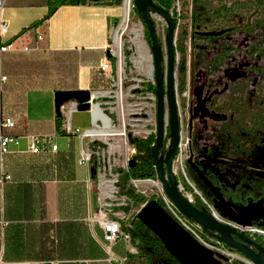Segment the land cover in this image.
<instances>
[{
  "label": "rangeland",
  "instance_id": "rangeland-1",
  "mask_svg": "<svg viewBox=\"0 0 264 264\" xmlns=\"http://www.w3.org/2000/svg\"><path fill=\"white\" fill-rule=\"evenodd\" d=\"M6 1L2 5L3 16L13 20L17 25H22L36 19L40 20L46 14L47 4L52 0H19L24 4L22 7L8 5L10 0ZM201 1H209L207 7L215 9L219 3H229L233 0ZM132 2L133 0L128 27L122 28L124 0H120L117 6L119 11L121 8L122 14L120 11L118 20L110 30L111 35L116 32L121 39L122 79L118 85L115 69L116 64L119 65V59L114 57L111 75L115 84L108 85L105 91L92 92L107 93L94 98L92 104L99 107L109 119L110 125L117 129L123 126L126 135L123 142L119 140L120 138L114 137V140H108L107 144L93 143L99 147V155L94 156L88 169L91 176V191L99 206L103 204L101 197L98 196V181L101 186V176L106 179L104 181L112 182V179L117 177V170H128L130 160L134 163L151 161L149 148L152 143L148 146L140 143L149 135L153 137L155 135L151 56L145 41V28L136 15ZM190 10V0H174L168 10L175 22L173 81L179 127V140L176 154L172 159V172L183 196L192 204L194 198H199L206 204L193 183L187 179L188 168L194 170L198 163L214 166L222 174L239 177L241 181L245 179L250 182L249 184H264V126H255L256 129L251 127L256 119L264 121V56L248 49L249 43L238 35L227 44L228 48L224 53L218 52L220 45H210L205 46V49H197L192 56L189 47ZM150 18L155 27L157 41L162 48L164 58L162 69L165 71V22L157 14H150ZM180 44L183 45L184 51L182 47L180 51L178 50ZM216 55L220 62L214 60ZM69 107L67 105L62 109L64 130L68 128L72 131H82L92 128L91 111H75L67 118ZM73 107L75 109V106ZM98 125L102 127L100 122ZM166 128L167 126L159 151L161 154H164L171 142ZM112 142L116 144L111 146ZM117 142H120V146ZM128 184L134 189L135 194L143 197L144 201L161 200L164 205L167 200L156 178L130 180ZM115 187L120 191L117 184ZM139 206L140 204L134 205L129 201L124 207L126 210L113 207V211H123L131 223ZM207 207L223 222L237 229L242 228L241 225L233 223L229 215H226L227 218L220 216L212 205ZM260 225L264 223L261 222ZM198 234L207 245L215 247L222 245L219 242L216 244L217 240L203 233L201 229ZM249 234L255 240L256 236ZM231 255L230 262L220 259L221 263L252 264L234 251Z\"/></svg>",
  "mask_w": 264,
  "mask_h": 264
},
{
  "label": "crops",
  "instance_id": "crops-1",
  "mask_svg": "<svg viewBox=\"0 0 264 264\" xmlns=\"http://www.w3.org/2000/svg\"><path fill=\"white\" fill-rule=\"evenodd\" d=\"M4 2L7 1L1 0L2 5ZM8 5L24 4L10 0ZM120 11L122 14L121 8ZM120 11L114 5H61L32 28L29 25L39 19L17 25L2 11L8 24L4 41L11 43L8 52L0 54V61L9 55L42 59L51 52H69L73 75L62 84L50 72L38 86L25 87L21 102H14L15 95L21 92L19 82L10 78L3 82L0 119L7 116L13 120L14 128L3 132L15 136L17 144L8 145L0 171L9 176L0 187V264L54 260L59 264H107L102 231L93 221L98 204L91 191L90 171L77 165L78 137L63 129L62 120L56 128L54 93L91 94L107 89L112 67L110 74L100 73L98 65L107 58L110 30ZM36 34L41 35L40 41L35 40ZM67 105L68 118L76 110L74 102L66 103L62 109ZM62 114L61 110V118ZM92 129L93 125L89 131ZM31 135L53 137L56 150L45 146L39 153L30 154L27 144ZM123 248L130 253L132 246L123 244ZM113 255L115 264L126 263L124 258Z\"/></svg>",
  "mask_w": 264,
  "mask_h": 264
},
{
  "label": "trees",
  "instance_id": "trees-1",
  "mask_svg": "<svg viewBox=\"0 0 264 264\" xmlns=\"http://www.w3.org/2000/svg\"><path fill=\"white\" fill-rule=\"evenodd\" d=\"M173 1L153 0L165 11L171 8ZM207 2L209 1L190 0L189 47L192 56L197 49H205V46L210 45H220L218 52L224 53L228 48L227 44L235 35L249 43L248 49L264 56V0H233L229 3H219L215 9H209ZM86 4L117 6L120 0H52L47 4L46 14L39 21L31 23L28 28L36 27L46 20L58 6ZM144 33L148 45L146 31ZM5 43L10 44L11 41L8 40ZM181 47L184 51L181 44L178 50L180 51ZM219 59L216 55L214 60L220 62ZM72 60L69 52H51L48 58L42 59L9 55L6 60L0 61V75L5 77L6 82L8 78L12 82H19L17 87L21 92L15 95L14 102H21L25 87L38 86L50 72L59 78V83L65 84L73 75ZM5 84H0V91ZM65 89L67 88L64 87L63 90ZM61 120L60 115L55 116L56 128L60 127ZM255 126H264V121L256 119L251 124L252 129H256ZM166 132L169 134L167 128ZM153 138L151 135L140 143L148 146L153 144ZM195 167L194 170L188 168V178H186L193 183L202 200L206 202L203 204L199 198H194L193 205L196 208L212 205L218 215L223 217L229 215L233 223L264 230V225H260L261 222L264 223V203H262L264 184H249L250 182L248 183L245 179L241 181L239 177L224 175L211 165L198 163ZM116 172L120 195H124L134 205L151 201V199L144 201L143 197L135 194L134 189L128 184L129 180L155 179L150 160L138 161L129 166L127 171L117 170ZM155 202L163 209L161 200H155ZM127 232L130 235L131 246L136 251L134 254L124 250L121 240L111 247L113 254L126 260L125 264H178L166 253L157 237L138 220L137 216L130 223ZM256 237L255 241L264 247V237Z\"/></svg>",
  "mask_w": 264,
  "mask_h": 264
},
{
  "label": "water",
  "instance_id": "water-1",
  "mask_svg": "<svg viewBox=\"0 0 264 264\" xmlns=\"http://www.w3.org/2000/svg\"><path fill=\"white\" fill-rule=\"evenodd\" d=\"M136 15L144 25L148 37V49L151 56L152 78L155 98V135L149 148L155 178L159 182L165 197L174 209L183 217L191 220L200 229L214 238L226 248L238 253L252 264H264V247L242 230L223 222L207 207L196 208L177 187L172 172V159L176 154L179 140V127L174 96V60L173 37L175 22L168 11L157 6L153 0H133ZM150 14H157L165 22L164 54L157 41L155 27ZM107 58L113 62L108 54ZM74 102L75 110L89 111L92 97L85 91H58L54 93V113L60 115L63 105ZM167 126L171 142L164 154L162 148L163 135ZM133 161L128 162L132 166ZM138 220L154 234L166 253L178 264H222L220 256H214L207 248L195 241L184 231L154 200L148 201L137 214ZM243 226V225H241Z\"/></svg>",
  "mask_w": 264,
  "mask_h": 264
},
{
  "label": "built area",
  "instance_id": "built-area-1",
  "mask_svg": "<svg viewBox=\"0 0 264 264\" xmlns=\"http://www.w3.org/2000/svg\"><path fill=\"white\" fill-rule=\"evenodd\" d=\"M2 11H3V6L0 0V54L7 53L9 50V44L5 43L4 41L6 34H7L8 24H7V21L2 16ZM116 34L117 33L114 32V35ZM41 38L42 37L40 34L35 35L36 41H40ZM113 48H114V37L113 35H110L108 54L112 58L115 57L117 59L116 55L113 53ZM22 50L27 51L26 48H23ZM111 66H112V62L108 58H105L98 65V71L100 73L110 74ZM4 80H5V77L0 76V83H3ZM112 84H115L114 77L110 75L109 85H112ZM14 125L15 124L10 117L3 116L0 119V171H1V166H2V159L8 153V145L17 144V138L15 136L4 134L3 131L14 128ZM122 128H123V131H122L121 136H112V135L101 136L99 134H85V132L89 131L90 129H86L83 131H77V130L72 131V130H69L68 128L65 129L67 133L73 134L77 136L79 139L80 150H79V156L77 159V165L82 166L84 168H88V165L91 163L94 156L97 157L99 155L98 153L99 147L97 145H93V143L99 142L101 144H107V141L108 140L113 141L114 137L120 138L119 140L121 141L123 140V138L125 139L126 135L124 133V127ZM117 143H119V146H120V142H117ZM115 144H116L115 142L114 143L112 142L111 146ZM45 146H47L50 151L54 152L56 150L54 138L53 137H42V136H37V135L28 136L27 151L30 154L39 153L40 151L44 150ZM101 178L102 180H106L104 176H101ZM8 180H9V176L1 173L0 174V187L2 183ZM137 182H141V181H137ZM115 184H117V179H112V182L110 183L109 186L101 187L98 181V196L101 197L103 204L100 206L98 205L94 213V216H93V221H95L98 224V226L100 227L102 231L103 249L106 255L107 264H115L114 255L111 251V247L118 240H121L123 244L126 246H129L131 244L130 235L127 232V229L130 228V223L128 222L129 221L128 216H126L123 211H117V212L113 211V207L125 210L124 207L128 205L129 200L124 195L119 194V191L116 189ZM145 204H146V201L140 204L139 208L135 211V217L137 216L140 209ZM163 210H165L169 214V216L184 231H186L195 241H197L203 247L210 250L214 256H220L223 258L221 260H223L224 262H230L232 251L224 247L223 245H220L219 247H215L212 245L205 244L201 240V237L199 236L200 234H198L200 227L196 225L194 222H192L191 220L180 215L174 209L173 205L170 203L168 199L165 201V204L163 205ZM240 230H242L248 236H250L249 233H252L255 236H264V230H261V229L248 227V226H242ZM216 244H218V241H216ZM129 250L131 254L135 253L133 248H129ZM32 264H59V263L54 260V261H48V262H35Z\"/></svg>",
  "mask_w": 264,
  "mask_h": 264
},
{
  "label": "bare ground",
  "instance_id": "bare-ground-1",
  "mask_svg": "<svg viewBox=\"0 0 264 264\" xmlns=\"http://www.w3.org/2000/svg\"><path fill=\"white\" fill-rule=\"evenodd\" d=\"M130 8H131V0H124L123 17H122V28L123 29H126L129 25L128 23L130 22ZM134 35L136 36V31H134ZM135 36H134V40H136ZM114 48H113V53L116 55L117 59H119V65H117L118 63L116 64V76L118 75V85H119V81L122 79V55H121V39L119 36H117V34L114 37ZM150 76H151V71H150ZM105 94L107 93H91V97L93 99V98H96L97 96L105 95ZM89 111H91V120H92L93 129L91 131L85 132V134H99L101 136H109V135L121 136L122 135L123 126L117 129L113 127L112 125H110L109 119L101 112L98 106L92 104ZM98 122L102 124V127L98 125ZM110 183L111 182L102 180L101 186L102 187L109 186Z\"/></svg>",
  "mask_w": 264,
  "mask_h": 264
},
{
  "label": "flooded vegetation",
  "instance_id": "flooded-vegetation-1",
  "mask_svg": "<svg viewBox=\"0 0 264 264\" xmlns=\"http://www.w3.org/2000/svg\"><path fill=\"white\" fill-rule=\"evenodd\" d=\"M255 241V240H254ZM256 242V241H255ZM257 243V242H256ZM260 245V244H259ZM261 246V245H260Z\"/></svg>",
  "mask_w": 264,
  "mask_h": 264
}]
</instances>
